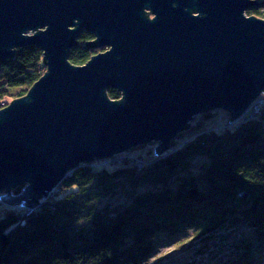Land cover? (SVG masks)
<instances>
[{"label": "water", "instance_id": "95a60500", "mask_svg": "<svg viewBox=\"0 0 264 264\" xmlns=\"http://www.w3.org/2000/svg\"><path fill=\"white\" fill-rule=\"evenodd\" d=\"M256 2L0 0V60L36 45L46 66L0 108V201L35 209L79 164L151 142L160 155L210 110L242 117L264 95ZM82 30L105 50L75 65Z\"/></svg>", "mask_w": 264, "mask_h": 264}, {"label": "trees", "instance_id": "16d2710c", "mask_svg": "<svg viewBox=\"0 0 264 264\" xmlns=\"http://www.w3.org/2000/svg\"><path fill=\"white\" fill-rule=\"evenodd\" d=\"M247 10L264 18V0ZM82 30L69 61L84 64L105 47ZM42 49L18 47L0 60V108L45 72ZM119 99L117 89H108ZM257 100H264V95ZM236 122L222 109L200 113L181 142L154 154L125 151L103 166L79 164L39 207L0 208V264H146L162 240L191 245L205 264H264V103ZM222 114L226 124L201 130ZM197 158H202L195 168ZM22 186L12 189L19 193ZM117 191L123 205L99 207ZM19 207V208H17Z\"/></svg>", "mask_w": 264, "mask_h": 264}, {"label": "rangeland", "instance_id": "374dc122", "mask_svg": "<svg viewBox=\"0 0 264 264\" xmlns=\"http://www.w3.org/2000/svg\"><path fill=\"white\" fill-rule=\"evenodd\" d=\"M261 9L262 11H264V7H262ZM261 96L262 94L259 95L258 97ZM226 122H227L226 118L219 113L218 116H216L215 118L208 120L201 130L220 128L224 126ZM185 136H186L185 134L177 135L175 137L176 138L175 143L181 142ZM152 144L153 143L151 142L145 145L134 147L129 149V151L134 154L140 153L142 154V156H144V158H150L152 154L145 153V150L148 148V146H152ZM202 160H203L202 158L196 159L195 168H197L200 165ZM128 201H129V197H126L122 193V191H117L109 196L101 197L98 206L102 207L106 204H110L112 206L123 205ZM176 243L177 242L167 241L165 239L162 240L157 247V252L153 256H151V258L146 262V264H202V262L207 260L205 256L202 257L201 254L195 255L193 249H191V245H188V242L183 243L182 245L180 244L178 245Z\"/></svg>", "mask_w": 264, "mask_h": 264}, {"label": "built area", "instance_id": "2783aa9c", "mask_svg": "<svg viewBox=\"0 0 264 264\" xmlns=\"http://www.w3.org/2000/svg\"><path fill=\"white\" fill-rule=\"evenodd\" d=\"M262 103H264V100H255L252 104H251V106L249 107V109H248V111L249 110H254L255 112H259L260 111V108H259V106H260V104H262ZM98 162H99V164H101V165H103V166H107V165H109L110 164V158H105V159H101V160H98ZM55 189V188H54ZM53 189V190H54ZM52 190V191H53ZM51 191V192H52ZM50 192V193H51ZM5 205V203H3L2 201H0V208H2L3 206ZM17 208H19V207H17ZM20 209V208H19Z\"/></svg>", "mask_w": 264, "mask_h": 264}, {"label": "bare ground", "instance_id": "6f19581e", "mask_svg": "<svg viewBox=\"0 0 264 264\" xmlns=\"http://www.w3.org/2000/svg\"><path fill=\"white\" fill-rule=\"evenodd\" d=\"M109 158V157H108Z\"/></svg>", "mask_w": 264, "mask_h": 264}]
</instances>
